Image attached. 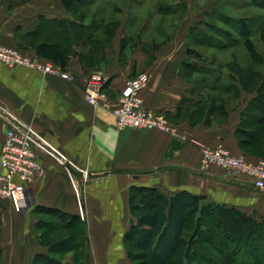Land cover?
<instances>
[{"label":"crops","instance_id":"0c3cea01","mask_svg":"<svg viewBox=\"0 0 264 264\" xmlns=\"http://www.w3.org/2000/svg\"><path fill=\"white\" fill-rule=\"evenodd\" d=\"M46 20L74 18L62 0H0L1 42L8 47L24 48L28 34L42 29ZM180 23L178 33L158 50L146 49L141 39L134 60L123 65L116 58L121 45L114 44L105 50L110 62L103 73L113 101L129 80L148 74L149 83L141 91L146 106L175 125L185 139L157 130H117L109 111L86 101L85 87L93 71L83 69L77 58H71L64 70L73 75L72 81L0 64V162L11 122L17 120L43 144L37 157L44 171L26 186L29 208L17 212L9 198L0 196L1 264H33L38 254L49 253L38 239V207L87 217L97 264H130L124 235L133 220V188L154 190L169 201L187 192L247 215L264 216V192L247 177L217 166L201 170L203 146H223L235 156L259 159L258 144L247 143L249 128L243 131L241 126L252 98L225 93L222 111L212 108L210 89L196 86V72L183 65L191 62L187 50L192 47L186 44L196 22L184 17ZM43 29L50 34L59 28Z\"/></svg>","mask_w":264,"mask_h":264},{"label":"trees","instance_id":"16d2710c","mask_svg":"<svg viewBox=\"0 0 264 264\" xmlns=\"http://www.w3.org/2000/svg\"><path fill=\"white\" fill-rule=\"evenodd\" d=\"M95 1L62 0L65 9L72 14L74 21L46 20L44 27L53 28L57 25L59 29L50 31L49 34L42 27L36 32L29 33V43L20 49L30 52L32 50L36 56L60 67L62 70L67 69L71 58H77L82 68L89 71L101 67L107 62L105 50L112 45L119 29V23L118 21L107 20L104 16L96 15L95 18L88 12L83 15L78 12L80 7L89 6ZM176 1L178 4L174 5L173 3ZM253 2L264 7V0H253ZM173 3H169L168 0L167 2L166 0H158L155 4L156 13L161 17H167L182 12L184 8L186 9L185 0H174ZM117 12L120 11L115 9V13ZM77 14L79 15L77 16ZM89 18L91 19L89 20ZM224 19L222 17V20ZM224 21L229 23L226 19ZM233 29L238 33L237 38L217 26L206 25V31H209L211 35L220 37L221 41L224 42L217 45L213 44L215 41L210 40L211 36L208 38V34L198 30L195 24L191 28L189 39L195 46L205 42L214 47L224 48L233 47L243 41L247 53L252 58L259 57L260 55L255 50L252 41L251 21H240L238 27ZM136 38H140L139 34L136 35ZM262 39L264 42V35ZM165 43L166 41L152 46L147 44L145 47L146 49L158 50ZM129 50L131 51V49ZM124 51L125 47L121 45L120 55ZM187 53L191 59L198 62L203 61L201 52L195 48H188ZM183 65L191 68V71L194 70L196 74H208L205 69L197 67L192 62H185ZM226 68L228 69L229 66L226 65ZM210 73L213 72L210 71ZM237 73L238 80L235 82L231 76L233 82L230 86L216 87L205 82V86L210 91L216 92L215 96L208 95L214 100L212 108L217 109L218 112L222 111L221 99L225 93H231L234 98H238L240 95L235 93L238 91L240 93L241 90L246 91L251 85V72L248 68L242 69L239 66L236 69ZM213 79L217 84L221 78L213 77ZM201 110L202 108L198 109L197 113ZM241 126L243 131L249 128L246 134L247 143H257L259 151L256 155L259 159H264V100L261 96L250 101ZM129 205L133 220L129 231L126 233V240L131 242L128 253L132 260L135 258L130 254L131 249L137 251L145 264H196V257L204 255L200 251L203 235L212 229L214 220L220 230L215 235H208V239L216 252L226 256L233 264H247L244 260L238 259V257L242 258L245 255L241 254V249L248 254L254 248L256 250V253H253L255 257L264 256V246L261 247L249 241L251 229H262L264 232V216L257 218L247 215L236 208L208 202L203 197H195L187 192L178 193L169 201L163 199L158 192L144 188L131 190ZM36 211L39 216L38 239L41 245L48 247L49 253L46 255L38 254L33 264H65L62 259L67 254L77 251L79 241H82L85 247L83 263L89 264L90 237L86 220L80 216L51 208L38 207ZM228 224L236 225L238 228L236 233L224 228ZM234 245L235 248H233ZM1 260L2 249L0 247V264ZM214 263L217 264L218 261L214 260L212 264ZM259 264H264V260Z\"/></svg>","mask_w":264,"mask_h":264},{"label":"rangeland","instance_id":"374dc122","mask_svg":"<svg viewBox=\"0 0 264 264\" xmlns=\"http://www.w3.org/2000/svg\"><path fill=\"white\" fill-rule=\"evenodd\" d=\"M168 1L169 3H172L174 0ZM156 2H158V0H96L95 3H90L89 6L80 7V10L78 12L81 15L88 12L91 14V16H95V18L97 15L100 17L104 16L107 18V20L110 21H118L119 29L116 34V39L113 40L110 47H112L114 44L123 45V47H125L124 53L118 57L116 56L120 65L127 63L130 59L134 60V54L136 52V47L140 39H142L143 41L142 43L140 42L141 44L146 43L152 46L163 43V41L169 39V37L173 38L174 35H176V32L178 33L177 30L182 24L180 22L182 21V19H184L182 18L183 16L185 17V19L196 22V28L200 31H205L208 34L207 37L209 38V36H211L210 40L215 41L213 44L217 45L218 43L222 44L224 42L221 41L220 37L211 35L209 31H206V25L212 24L213 26H217L223 31L225 30L227 32H230L234 37L237 38L238 33L233 28L238 27L240 21H251V27L253 31L252 41L255 50L260 55L259 57L252 58L249 53H247L243 41L235 44V46L230 48H224L220 46L214 47L210 43L205 42L200 43L199 46H195L194 43L188 41L186 44V48L192 47L201 52L203 61L198 62L196 60H190V58H188V60L196 64L197 67L203 68L206 70V72H208V74L203 75L196 74V86H203L205 82H207V84H210V86L215 85L216 87L230 86V84L233 82L231 80V76L235 80V82L236 80H238V73L236 74V69L237 67L241 66L242 69L248 68L250 70L251 85L246 91L241 90L240 93L239 91L238 93H234L239 94L240 96L243 93V95L252 99L261 96L264 100V42L262 39L264 35V7L256 4L257 2L254 3L253 0H185V11L182 10V12H178V14L161 17L156 13ZM115 9L116 11L120 12L115 13ZM78 15L79 14H77V16ZM222 17L228 20L229 23H225V19L222 20ZM90 19L91 18H89V20ZM231 26H233V28H231ZM138 34L140 38L137 39L136 35ZM176 38L177 36H175V39ZM110 47H107L106 50ZM129 49H131V51ZM132 53L133 56H131ZM106 60L107 62L105 64H103L99 68L94 69L93 72H103L108 67V64L110 62L107 57ZM226 65L229 66L228 69L226 68ZM210 71L213 73L209 74ZM212 76L217 79H221L217 84H215V79H213ZM207 94L215 96L216 92L207 91ZM81 218L83 220H86L88 225L89 219L87 217ZM213 222L214 225L212 226V229L209 230L207 234L203 235L200 244V251L204 253V255L196 257V264H212L214 260L218 261L217 264H233L227 259L226 256H223L222 254L216 252L214 250L215 248H213L211 244V241L208 239V235H215L217 231L220 230L219 226L215 223V220ZM224 228L228 231H231L232 233H236V230L238 229L236 225L234 226L231 224L225 225ZM250 231L251 233L249 241L263 247V230L251 229ZM78 244L79 247L77 251L67 254L62 259L63 263L84 264V243L82 241H79ZM124 246L130 264H145L142 257L138 255L137 251L133 249H131L130 254L135 259L132 260L129 258L128 251H130L131 242L129 240H126V235H124ZM233 248H235V245ZM252 250L253 251H249L247 254L245 250L241 249V254L245 255H243L242 258L238 257V259L244 260L245 262H247V264H252L254 262L256 264L261 263L264 260V256L259 257L258 255L257 258L253 254L256 253V250L254 248H252ZM89 257L91 262L90 264H97L95 260L96 255L93 254L92 256V249H90ZM258 260L260 261L259 263Z\"/></svg>","mask_w":264,"mask_h":264},{"label":"built area","instance_id":"2783aa9c","mask_svg":"<svg viewBox=\"0 0 264 264\" xmlns=\"http://www.w3.org/2000/svg\"><path fill=\"white\" fill-rule=\"evenodd\" d=\"M0 64L24 66L44 75L57 76L68 81L74 79L72 74L30 51L4 45L1 36ZM148 83V74H139L126 83L117 100L113 101L106 92L108 79L105 74L102 71L93 72L85 87L86 101L95 108L109 111L115 117L117 130H157L175 138L185 139L175 125L146 106L141 91ZM11 126L1 153L0 163L4 173L0 174V196L9 198L15 210L20 212L29 208L26 186L44 173L37 157V149L42 148L43 144L32 135L30 129L21 126L17 120H13ZM200 166L203 171L217 166L234 175L245 176L255 189L264 192V159L251 160L244 156H235L223 146H203ZM15 178L19 179L20 183H16Z\"/></svg>","mask_w":264,"mask_h":264},{"label":"water","instance_id":"95a60500","mask_svg":"<svg viewBox=\"0 0 264 264\" xmlns=\"http://www.w3.org/2000/svg\"><path fill=\"white\" fill-rule=\"evenodd\" d=\"M31 204H30V202H28V206H30Z\"/></svg>","mask_w":264,"mask_h":264}]
</instances>
